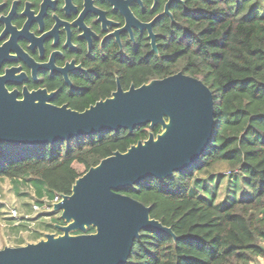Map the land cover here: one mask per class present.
Returning <instances> with one entry per match:
<instances>
[{"label": "trees", "instance_id": "16d2710c", "mask_svg": "<svg viewBox=\"0 0 264 264\" xmlns=\"http://www.w3.org/2000/svg\"><path fill=\"white\" fill-rule=\"evenodd\" d=\"M174 18L162 28L157 54L146 47L141 59L101 62L95 89L65 98L82 111L110 96L115 77L128 89L130 83L139 86L178 71L201 79L213 92L212 135L199 158L162 180L147 177L118 190L149 206L150 217L171 230H141L124 264H263L264 0H186ZM150 132H160V126L37 145L0 142V178L29 184L40 206L50 204L70 194L76 178L102 158L126 151ZM223 172L234 194L219 201ZM214 178L216 190L210 193ZM57 222L63 223L59 216Z\"/></svg>", "mask_w": 264, "mask_h": 264}, {"label": "water", "instance_id": "95a60500", "mask_svg": "<svg viewBox=\"0 0 264 264\" xmlns=\"http://www.w3.org/2000/svg\"><path fill=\"white\" fill-rule=\"evenodd\" d=\"M152 48L155 45L152 41ZM0 75V142L37 145L101 132L160 126L126 151H114L74 181L52 203L58 234L0 248V264H124L140 231L170 228L150 217V207L120 188L147 177L159 180L193 164L210 142L214 96L201 80L178 71L137 87H117L82 111L50 101L54 92L9 91ZM93 232H86L88 227ZM79 231V233H75Z\"/></svg>", "mask_w": 264, "mask_h": 264}, {"label": "flooded vegetation", "instance_id": "af4514ba", "mask_svg": "<svg viewBox=\"0 0 264 264\" xmlns=\"http://www.w3.org/2000/svg\"><path fill=\"white\" fill-rule=\"evenodd\" d=\"M185 5L186 0H0V75L17 98L25 89L45 90L54 92L52 104L64 99L60 105L68 106L66 97L95 89L101 62L141 59L146 47L157 54L162 28L175 23Z\"/></svg>", "mask_w": 264, "mask_h": 264}, {"label": "crops", "instance_id": "0c3cea01", "mask_svg": "<svg viewBox=\"0 0 264 264\" xmlns=\"http://www.w3.org/2000/svg\"><path fill=\"white\" fill-rule=\"evenodd\" d=\"M7 183L10 189L8 190V194L5 196L3 195V191H0V205L2 206L0 207V225L7 227V231L9 230L10 232L9 238L11 241H3L0 237V248L5 245L18 246L27 242H35L41 239L46 232H54L44 225L45 223L50 222L52 217H48L47 215L40 216L38 213L36 214L33 211V204L35 200H32V204H27L30 202L28 200V193H30L29 188H32L33 197L37 199L34 188L29 184L21 182L20 180L11 181L8 179ZM7 199L17 207L18 217L11 216L13 217L12 221L6 220V215L2 213L5 208L6 210L9 208ZM43 200L47 199L44 197ZM40 205L38 204L37 206Z\"/></svg>", "mask_w": 264, "mask_h": 264}, {"label": "rangeland", "instance_id": "374dc122", "mask_svg": "<svg viewBox=\"0 0 264 264\" xmlns=\"http://www.w3.org/2000/svg\"><path fill=\"white\" fill-rule=\"evenodd\" d=\"M75 167L80 172H82L84 170L83 166L80 165V164H75ZM226 174H227L226 172H223V175L224 176H222V179L220 180V183L217 186L218 187V190H217L216 197H217V199L219 201H222L223 199H225V197L227 195L234 194V193H232V194L230 193V187H228L229 185L227 186V183H226L227 175ZM225 175H226V177H225ZM7 180H8V178H3V177L0 178V191H3V195H5V196L8 194V190H10L9 189V185L7 183ZM216 183H217L216 178H214L213 179V182L210 184V188H209L210 191H211L210 193H213V191L216 190L215 189ZM238 188L240 189L241 186H239ZM29 189H30V193H28L29 194L28 200L30 202H28L27 204L30 205V204H32L31 202H33L35 200L34 201V204H36V205L39 204L40 205L39 201L37 199H35V197H33V190H32V188H29ZM242 192H243V189L241 188L239 194H241ZM243 194H245V192ZM7 203H8L9 208H7V210L5 208V210L2 213L4 215H6V220H11L12 221L13 220V217H11V216L18 217L17 207L15 206V204L9 202L8 199H7ZM48 204L49 203L46 202L45 205L42 204V206L33 207L34 208L33 211L36 214L38 213V215H40V216H42V215L46 216L47 215L48 217L55 218L51 223H49L48 228L50 230L54 231V233L58 234L59 231L56 229V227L54 226V224L58 223L57 222V217L59 216V213L58 212L53 213L52 207H50ZM0 207H2V206L0 205ZM9 233L10 232H9V230L7 231V227L0 225V237L2 238L3 241L4 240H7V242H9V240L11 241V239L9 238V236H10ZM259 261H260V263H263L264 264V261L262 259H260Z\"/></svg>", "mask_w": 264, "mask_h": 264}, {"label": "built area", "instance_id": "2783aa9c", "mask_svg": "<svg viewBox=\"0 0 264 264\" xmlns=\"http://www.w3.org/2000/svg\"><path fill=\"white\" fill-rule=\"evenodd\" d=\"M60 200V196H56L51 202H50V204H49V206L50 207H52V203L53 202H57V201H59ZM46 203V202H45ZM45 205V204H44ZM33 207H37V205L36 204H33ZM15 215V214H14Z\"/></svg>", "mask_w": 264, "mask_h": 264}]
</instances>
